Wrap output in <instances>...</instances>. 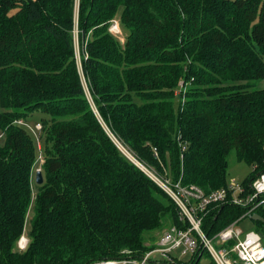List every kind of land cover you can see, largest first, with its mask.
Returning a JSON list of instances; mask_svg holds the SVG:
<instances>
[{
	"label": "trees",
	"instance_id": "16d2710c",
	"mask_svg": "<svg viewBox=\"0 0 264 264\" xmlns=\"http://www.w3.org/2000/svg\"><path fill=\"white\" fill-rule=\"evenodd\" d=\"M117 15L122 43L109 31ZM263 82L264 0H0V264L137 257L150 232L179 225L168 195L113 138L206 193L227 186L234 150L252 167L248 187L264 172ZM38 111L47 117L35 120L34 189L38 150L14 121ZM241 213L218 205L203 228L213 234Z\"/></svg>",
	"mask_w": 264,
	"mask_h": 264
},
{
	"label": "built area",
	"instance_id": "2783aa9c",
	"mask_svg": "<svg viewBox=\"0 0 264 264\" xmlns=\"http://www.w3.org/2000/svg\"><path fill=\"white\" fill-rule=\"evenodd\" d=\"M109 31L112 34L120 33L116 19L111 20ZM75 49L77 63L80 66L76 32ZM82 83L87 92L85 82ZM14 123L25 128L29 125V122L23 119L15 120ZM41 128L40 122L34 123L35 131L39 132ZM110 136L113 138L111 134ZM113 140L119 150L168 195L175 206L179 225L168 226L157 237L153 246L140 256L126 254L88 264H191L192 262L200 264L204 253L208 255L209 261L204 259L201 264H264V244L261 233L253 229L243 232L238 225L243 219L251 218L252 214L260 215L257 209H264V172L259 173L249 182L248 187L242 181L232 180L230 183L227 182L226 187L206 193L195 184H182L180 181L175 182L158 176L135 158H130L128 155L130 153L115 138ZM42 162L41 146H39L35 163ZM37 170L41 168L37 167L35 172ZM225 203L240 207L242 213L223 228L208 234L203 228L207 214L218 205ZM24 229L16 241L18 251H24L28 246L29 239L24 235ZM177 249H181L180 255L189 254V260L182 261L173 257L171 253Z\"/></svg>",
	"mask_w": 264,
	"mask_h": 264
},
{
	"label": "rangeland",
	"instance_id": "374dc122",
	"mask_svg": "<svg viewBox=\"0 0 264 264\" xmlns=\"http://www.w3.org/2000/svg\"><path fill=\"white\" fill-rule=\"evenodd\" d=\"M115 19H116V21L118 23V26L120 27V33L114 34V37L120 43H122L124 41V39H125V36H126L127 31L122 28V26L120 24V21H119L118 15L115 17ZM261 86L264 87V82L261 84ZM43 117H47V116L44 113L39 112V111L38 112H34L32 114V116H31V121H33V122H29V125L26 128V130L28 131V133L33 138V140L35 142V147H36L37 150H38V147L39 146H42L43 145L42 144L43 143V140H42V138H40V135H41V131L42 130H40L39 132L35 131L34 130V123H35V120H40ZM128 155H129L130 158L134 159V157L131 154H128ZM42 163H34V166L32 168V173H31V175H32V186H33L34 189H35V186H36V184H35V169L37 167L38 168H41V164ZM143 166L146 167L147 169H149L150 171L156 173L160 177L169 178L168 176L160 175L153 168H149V167H147L145 165H143ZM251 170H252V167L251 166L247 165L244 162H241V161H238L237 160L234 150L230 151V153L227 156V182L228 183H230L232 180H235L237 182L243 181L249 175V173L251 172ZM32 214H33L32 210L29 211V213H28V221H27L26 227L24 229V235L26 237H28V238H29V230H30L29 221H30V218H31ZM238 225L240 226V229H242L243 232H246V231H248L250 229L255 230L256 225H257V222H256V220H253L251 218H245ZM167 228H168V226L164 227L162 229V231H160V233L163 232L164 230H166ZM149 237H152L151 240H154L153 241L154 243L156 242V240H155L156 237H157L156 232H150L149 233ZM180 251H181V249H177L176 251H173L171 253V255H173V257H175V258H177L179 260L188 261L189 258H190V255L189 254L180 255ZM204 259H206L207 261H209V257H208V255L206 253H204V255L201 258V261L199 263L200 264L203 263Z\"/></svg>",
	"mask_w": 264,
	"mask_h": 264
},
{
	"label": "water",
	"instance_id": "95a60500",
	"mask_svg": "<svg viewBox=\"0 0 264 264\" xmlns=\"http://www.w3.org/2000/svg\"><path fill=\"white\" fill-rule=\"evenodd\" d=\"M35 181H36L37 184H41L43 182L42 173H41L40 170H37L35 172ZM251 218L254 219V220H261V221L264 222V218L261 217L260 215L256 214V213L252 214Z\"/></svg>",
	"mask_w": 264,
	"mask_h": 264
}]
</instances>
